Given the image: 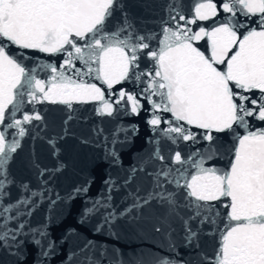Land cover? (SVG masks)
<instances>
[{
	"label": "snow or ice",
	"instance_id": "obj_1",
	"mask_svg": "<svg viewBox=\"0 0 264 264\" xmlns=\"http://www.w3.org/2000/svg\"><path fill=\"white\" fill-rule=\"evenodd\" d=\"M163 11L148 28L137 25L127 0H0V264H25L29 245L33 264H52L78 235L71 229L56 240L48 218L31 224L42 202L51 211L86 196L94 182L89 177L64 195L54 188L68 168L60 145L69 137L103 146L109 168L118 170L108 172L78 223L95 220L94 232L119 239L115 222L149 219L169 255L126 258L115 247L110 255L106 245L85 239L62 264H264V0H166ZM33 52L61 61L29 66L25 61L38 59ZM124 84L131 90L116 87ZM44 103L65 113L50 137L49 120L36 108ZM89 103L101 118L146 114L151 135L140 159L125 168L121 157L138 125L105 133L101 121L90 137L70 130L73 119L87 120L74 105ZM26 139L35 188L11 170ZM38 139L49 146L50 167L36 161ZM221 157L222 167L214 163ZM209 234L211 253L201 248Z\"/></svg>",
	"mask_w": 264,
	"mask_h": 264
},
{
	"label": "water",
	"instance_id": "obj_2",
	"mask_svg": "<svg viewBox=\"0 0 264 264\" xmlns=\"http://www.w3.org/2000/svg\"><path fill=\"white\" fill-rule=\"evenodd\" d=\"M32 57L38 59H29L25 61L26 64L32 66L33 64L43 65L45 63H56L59 65L61 61L60 56H47L38 52L31 53ZM47 72L41 71L39 77H44ZM101 86L99 81H94ZM28 105L27 108H31ZM78 109V115L81 117H87V120L73 119L69 128L72 132H75L77 136L90 137V128L102 121V127L105 133H110L108 118L96 116L92 109L95 107L94 103L89 104H77L74 105ZM36 108L45 112L46 117L49 120V126L46 136H51L54 133H59L62 128V120L65 117L63 106L51 105L48 103L37 104ZM27 110V109H26ZM63 150V159L68 162V168L62 175H57L52 181L54 188L64 195L69 192L75 185L83 183L89 177H94V182L89 185V191L86 196L72 199L65 202H59L49 211L48 205L45 202L41 203V206L34 212L31 217V224L33 227H39L45 223L46 218L49 219L47 229L51 232V235L56 239L60 238L69 232L71 229H75L78 235H70L66 243L63 244L59 254L52 260V264H62L65 256L72 250L83 244L85 239L94 240L100 244H104L109 248L110 255H114L111 252L113 247L122 250L125 257H131L134 253H139L137 243L135 240L132 224L127 222L126 219H120L115 222L113 231L118 232L120 238H112V232L108 231L102 234H98L93 231V224L95 220L89 222L87 226H81L78 221L80 220V214L84 211L85 204H90L89 198H95L100 192L104 190L103 181L106 178L108 172H111L114 176L117 174V169L109 168V164L105 159L103 146H93L80 144L77 139L69 137L65 141L61 142ZM29 141H24V149L17 156L16 162L12 165V172L16 175L18 180L31 181L32 187L37 186V181L34 177L35 169L29 168V162L31 160ZM35 158L37 163L41 167H50L55 163L54 158L50 154L49 146L41 140L35 142ZM47 177H45L46 179ZM19 193L15 188L12 189V197H15ZM116 202L121 201L123 192L114 193ZM122 206V205H121ZM36 256V249L29 245L28 252L26 253L25 264H33V259Z\"/></svg>",
	"mask_w": 264,
	"mask_h": 264
}]
</instances>
